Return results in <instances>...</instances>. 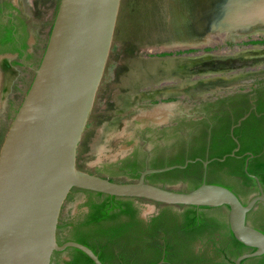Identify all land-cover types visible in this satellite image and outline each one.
<instances>
[{
  "label": "water",
  "instance_id": "1",
  "mask_svg": "<svg viewBox=\"0 0 264 264\" xmlns=\"http://www.w3.org/2000/svg\"><path fill=\"white\" fill-rule=\"evenodd\" d=\"M190 1L192 20L188 25L193 34L188 36L179 28L178 35L188 42L193 39L201 42L223 34L237 36L245 33L248 39L252 38L249 32L264 28V0ZM120 5L121 0L59 2L40 65L0 148V264H52L54 253L68 248L82 251L94 264H103L83 244L68 241L60 245L58 242L62 209L73 189L180 207L225 206L235 238L254 249L239 256L235 264L262 256L264 233L247 222L248 213L257 203L264 204V189L255 177L259 195L243 204L230 189L206 181L195 190L180 192L145 180L150 174L185 168L189 162L185 166L147 170L133 183L114 182L78 168L79 146L111 55ZM7 60V57H0V66L6 65ZM196 62L186 58L173 62V69L185 73L187 67L184 64L194 65ZM195 68L205 73L221 69L217 65H195ZM4 72V69L0 70V85ZM229 81L208 78L198 83L195 89L215 91L229 86ZM171 110V105L160 106L156 113L167 115ZM249 116L250 113L246 114L231 128L232 136L234 129ZM234 140L238 143L237 139ZM239 149L238 144L231 156ZM251 158L253 156L249 155L246 170ZM208 164L203 163L205 170ZM153 211L154 208L149 207L144 216Z\"/></svg>",
  "mask_w": 264,
  "mask_h": 264
},
{
  "label": "flooded vegetation",
  "instance_id": "2",
  "mask_svg": "<svg viewBox=\"0 0 264 264\" xmlns=\"http://www.w3.org/2000/svg\"><path fill=\"white\" fill-rule=\"evenodd\" d=\"M179 1H182V3L176 4L175 10L178 8V11L175 13L174 10L175 22L173 23L177 21L178 25H180L179 28L185 31L188 36H191L193 34L192 27L188 25L192 20L191 1ZM35 2L33 3L32 1L25 5L20 0H0V31L10 29L15 41L18 43L16 48H19V50L14 52L6 51L0 54V57L8 58L6 65L0 66V70H5L3 83L0 85V134L4 130L8 131L7 129H9L31 86L35 70L40 65L44 55L56 17L53 14L57 13L60 0H58V3L56 0L54 4L48 2L49 4L44 6L43 9L39 7L38 4L40 2L38 0H35ZM51 4L52 8L47 9L49 11L47 12L46 7L49 8ZM158 6L159 3L157 2L156 7ZM172 9H174V5ZM33 13L40 16V18H35ZM51 17L52 19H50ZM42 27H46V29L50 27V29L45 31ZM143 27L146 28L147 24L144 23ZM37 29H39V32ZM259 31L264 32V29ZM174 32L179 35L177 30ZM260 32H257L259 34L256 36H250L262 41L263 39L260 36L264 37V34ZM250 33L253 34L254 32H249L248 34ZM227 36L230 38H226ZM227 36H225L226 40L223 43L213 47L220 49L222 45H226L227 48L223 47L220 51H215V53L219 52L215 55L214 53H211L213 55L206 54V59L204 58L202 63L194 65L184 64L187 69L182 74H174L173 62L186 58L192 59L195 56H187L185 58H182V55H179V57L164 56L156 57L155 59L150 55L143 54L140 60L146 59L149 62L147 63L149 67H154V65H164V67L157 68L155 66L153 69L141 70L139 73H137V69L134 71L130 76V82L121 89L123 92L115 94L108 114L103 113L99 117L97 124H93V128H99L104 132L102 135H98V129L92 130L96 132L95 136L92 137V142L94 143L96 139L97 143L99 142L97 144L98 147L94 149L95 153H92L93 146L88 142L82 159L79 157L78 150V168L114 182L133 183L137 182L145 171L154 170L153 163L166 164V167L163 168L185 166L187 162H189L188 165L196 162L202 164L209 162V166L214 161V159H210L214 126H219L218 124L223 118L226 120L229 118L232 122H235L234 109L242 108L244 112H247L245 113L246 115L256 110L260 102L264 104V51L262 53L256 52V50H264V47L256 46L257 44L263 45L264 42L250 43L255 39L245 38L247 39L245 40L244 38H238L235 40L236 38H233L245 35ZM21 39L25 40L26 46L22 47ZM228 42H238L241 45L235 46L234 44L232 48L229 46L231 44H227ZM205 45L211 47L210 44ZM205 45L201 47H205ZM2 46L0 45V48ZM255 46L258 48H255ZM201 54H198V57ZM148 65L145 66L147 67ZM170 65L173 67L169 69L168 66ZM195 65H217L221 69L218 72L212 71V73L198 72ZM1 67L4 68L1 69ZM163 70L167 71L168 74L171 72V77L164 74ZM220 72L227 73L228 76L221 79L230 80L231 84L229 86L218 88L215 91L214 89H209L208 91H197L195 89L198 84L197 78L203 77L201 76L202 74H210L208 77L218 78ZM165 75L166 77H164ZM168 78L172 79V82L165 81ZM142 82L146 84L141 86ZM169 105L172 106L169 114L156 113L160 106ZM245 108L247 109L244 110ZM215 116L218 118H215ZM89 123H91L90 120L88 125ZM237 123L232 125V127L236 126ZM88 125L86 130H88ZM82 141H84V137ZM202 148H204V152L199 153L204 154V159L197 157L192 160L193 153ZM178 158H183L185 164L171 165V162L176 161L175 159ZM188 165L185 168L177 169L185 170ZM151 175L155 174L146 176L145 180L147 183H150L147 177ZM207 175L208 167L205 170L203 166V182L206 181L207 183ZM158 186L180 192H190L188 190V180L184 177L176 184L170 185L163 182L159 183ZM257 195L259 194H252L251 197L253 198V196ZM87 198L85 190L73 189L66 201V203L69 202V206L65 213L66 218L63 220L70 222L81 215L87 214ZM135 202L140 204V208L143 209L141 218L144 220H148L150 216L157 214L164 205L144 199H135ZM149 203L155 206V210L144 216V211ZM175 207L180 208V206ZM68 231V228L65 229L63 234L65 235ZM111 247L120 246L112 245ZM61 253V258L67 259V253ZM52 264L54 263L52 262Z\"/></svg>",
  "mask_w": 264,
  "mask_h": 264
},
{
  "label": "trees",
  "instance_id": "3",
  "mask_svg": "<svg viewBox=\"0 0 264 264\" xmlns=\"http://www.w3.org/2000/svg\"><path fill=\"white\" fill-rule=\"evenodd\" d=\"M22 40V47L25 40ZM18 43L10 29L0 31V54L17 51ZM245 108L244 110H246ZM242 111V112H241ZM242 108L234 109L235 122L223 118L212 131L207 183L230 189L243 204L252 194H259V183L264 189V104L259 103L241 126L230 134L232 125L245 115ZM215 118H218L215 116ZM205 138V137H204ZM234 139H237L238 143ZM203 141V140H202ZM240 146L234 156L231 153ZM202 149L192 155L204 159ZM252 155L248 162L246 161ZM225 156L224 161H220ZM171 165H184L183 158ZM166 167L153 163V168ZM203 164H189L185 170H172L148 176L150 183L176 184L183 177L188 180V190L202 185ZM255 177V178H254ZM88 213L70 222L60 219L58 242H78L89 247L103 264H235L236 259L253 252L240 243L228 223L227 207H195L163 205L148 220L141 218L143 209L133 198H117L92 191H85ZM254 197V196H253ZM247 222L264 233V204L259 202L248 213ZM70 227V228H69ZM69 229L63 234L65 229ZM118 245L120 247H111ZM67 259L61 252L54 253V264H94L82 251L68 248ZM242 264H264V254L244 260Z\"/></svg>",
  "mask_w": 264,
  "mask_h": 264
},
{
  "label": "rangeland",
  "instance_id": "4",
  "mask_svg": "<svg viewBox=\"0 0 264 264\" xmlns=\"http://www.w3.org/2000/svg\"><path fill=\"white\" fill-rule=\"evenodd\" d=\"M20 1L25 5H28L32 1L33 3H36L35 0H20ZM38 1L40 2L38 5L41 9H43L44 6L48 5L49 4L48 2H52V4L56 2V0H38ZM157 2L159 3L158 7H156ZM57 3H58V0H57ZM175 3H176V0H175ZM175 3H174V0H121L111 55L109 57L106 72H105L103 81L101 83V86H100V89L97 95L94 110L91 114V119H90L91 123H89L90 126L88 125V130H86L84 141H82V144L80 145V148H79V157L81 159L83 155L85 154L86 145L88 144V142L91 144V146H93L92 153H95L94 149L95 148L97 149L98 147L97 144H99V142L97 143L96 139L94 143L92 142V137L95 136V133H96V132H93L92 130L98 129V135H102L104 131H102L99 128H93V124L95 125L97 124L99 117L103 113H105L106 115L108 114V111L112 107V102L114 101L115 94L123 92V90L121 89L124 87L125 84L130 82V76L134 73L136 69L138 70L137 73L141 72V70L151 69V66L149 67V65L147 64L149 62L146 59L140 60V57H143L142 56L143 54L150 55L154 57L155 59L156 57L159 58V57H164V56L165 57H176V56L179 57V55H182L183 58L187 56H195L194 58L195 61H198L196 63H202L204 61L203 59L206 56V53L215 54V51L220 50L218 47L213 48L215 46H212V45L223 43L225 40L220 39L221 37L214 39L216 41L215 43H213L214 40L207 41L209 43L205 42L207 44H210L211 47L191 49L190 47L192 45H196L198 43V40L193 39L188 42L184 38L182 39L181 36L178 37V35H176V32L174 31L175 29H177V32L179 34V27L178 25H175V23H173L175 22V13H174V10L176 8ZM52 4L49 8L46 7V10L47 9L49 10L50 8H52ZM173 5H174V9H172ZM31 8L33 10L32 6ZM48 10L47 12H49ZM154 13H157V14H154ZM54 15L56 14H53V16ZM33 16L35 18L36 17L40 18V16L35 15L34 13H33ZM52 17L50 19H52ZM144 23L147 24L146 28L143 27ZM47 28L50 29V27H47ZM42 29L45 31L48 30L46 29V27L44 28L42 27ZM37 31L39 32V29H37ZM257 32H260V31L257 30L254 33L257 34ZM234 38H236L235 40H237L238 38L245 39L247 37L243 36V37H234ZM260 38L263 40L262 41L253 40L250 43L264 42V37L260 36ZM248 39H254V38L252 37ZM227 44L228 45L231 44L229 46L232 48L234 44L235 46L238 44L241 45V43H238V42H230V43L228 42ZM181 46H183L185 49ZM198 46L199 47L203 46V43L201 46L200 44ZM256 46H261L263 48L264 44L263 45L257 44ZM256 46L255 48H258ZM223 47L225 48L226 45H222V48ZM262 51L264 50H261V49L256 50V52H261V53ZM200 53H202L203 55L201 54V56L198 57V54ZM190 60L193 61V59H190ZM145 65H148V66L146 67ZM161 67H164V65H162ZM163 73L166 74L168 77H171V72L168 74L167 71L163 70ZM178 73H181V71L175 70L174 74L177 75ZM166 75L164 77H166ZM209 75L210 74H202L201 76L203 77L197 78L198 83H201L205 81L206 79L210 78L208 77ZM226 76H228L226 72H220V76H218V78H225ZM157 81H163V80H157ZM165 81L172 82V79L168 78V79H165ZM143 84H146V83L142 82L141 86ZM3 132L0 134V148L4 141L5 135L7 133L6 130H4ZM104 147H107V146H104ZM68 206H69V202H67L66 205L63 207L64 210L62 211V214H61L62 220L66 218L65 213L67 211ZM149 207L150 209H152L153 207L155 210V206L150 203L148 204V207H146L147 208L146 210H148ZM146 210L144 212H146Z\"/></svg>",
  "mask_w": 264,
  "mask_h": 264
},
{
  "label": "bare ground",
  "instance_id": "5",
  "mask_svg": "<svg viewBox=\"0 0 264 264\" xmlns=\"http://www.w3.org/2000/svg\"><path fill=\"white\" fill-rule=\"evenodd\" d=\"M174 3H175V0H174ZM182 3V1L180 2L179 0H176V3L175 4H181ZM178 11V9H176L175 10V13ZM177 18V17H176ZM175 25H178V22L176 21V23H175ZM180 25H178V27H179ZM262 29H264V28H261V29H259V30H262ZM258 30V29H257ZM252 32H255V30L254 31H252ZM260 33H263L264 34V32H260ZM245 33H243V34H237V35H244ZM259 34V33H258ZM258 34H256V33H253V34H251V35H254V36H256V35H258ZM227 35H230V34H223V35H216V36H211V37H209V38H207V39H205L204 41H201V42H198V44H196V45H192V46H197V47H199L198 45L200 44V46L202 45V43H203V46L205 45V44H207V43H209V42H207V41H211V40H214V39H216V38H218V37H221L220 39H222V40H226L224 37L225 36H227ZM233 36V35H232ZM238 37V36H237ZM226 38H230L229 36H227ZM234 38V37H233ZM219 40V39H218ZM205 42H207V43H205ZM216 41L214 40V42L213 43H215ZM215 45H217V44H214V45H212V46H215ZM237 49H239V48H237ZM232 50V49H231ZM241 50V49H240ZM219 53V52H218ZM227 54V53H226ZM231 55V54H230ZM155 66H157V68H160L161 66H159V65H155ZM154 66V67H155ZM153 66H151V69H153L154 68ZM171 67H173V66H168V68L170 69ZM166 68V67H165Z\"/></svg>",
  "mask_w": 264,
  "mask_h": 264
}]
</instances>
